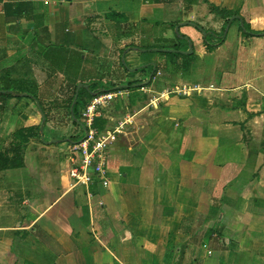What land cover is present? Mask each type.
Returning <instances> with one entry per match:
<instances>
[{
  "label": "crops",
  "instance_id": "1",
  "mask_svg": "<svg viewBox=\"0 0 264 264\" xmlns=\"http://www.w3.org/2000/svg\"><path fill=\"white\" fill-rule=\"evenodd\" d=\"M189 1L196 12L200 1ZM141 2L0 0V89L63 94L41 99L52 124L70 120L75 83L76 95L120 88L96 122L121 130L108 147L107 187L73 184L69 148L77 138L61 163L50 167L44 146L34 157L43 140L32 139L24 166L0 169V264H264V36L243 38L238 29L209 51L198 26L179 22L176 32L189 37L195 56L188 72L172 61L167 72L165 47L139 46L145 27L137 23L170 13L173 0ZM210 3L264 30V0H206L212 21ZM165 30L153 42L184 48ZM102 57L114 88L93 79L105 68ZM24 98L12 122L16 98L0 109L10 131L41 122Z\"/></svg>",
  "mask_w": 264,
  "mask_h": 264
},
{
  "label": "rangeland",
  "instance_id": "2",
  "mask_svg": "<svg viewBox=\"0 0 264 264\" xmlns=\"http://www.w3.org/2000/svg\"><path fill=\"white\" fill-rule=\"evenodd\" d=\"M143 1L144 0H142V2ZM199 1H200L201 4H197V5H199L200 7H197L198 9L196 8L197 10H196V12H194L193 8H195L196 4H194L193 2H191L189 0H173V2L170 5H168V11H170V13L167 12V14H168V15L166 14L167 18H166V15H165V13L163 11H161V12L156 11V13L153 14L152 16H150L148 18H145L144 23H142V22L137 23L138 27H140L141 25H144V27H145L144 35L141 38V40L144 41V42H142V44H139V46H141V47L142 46H145V47L149 46V47L152 48L153 45H155L156 46L155 48H161L162 49L163 47H165L166 52H171L170 50L174 49V47H173L174 43L173 42L175 40L172 41V40H167L166 39V41H164L162 39L159 42L155 43V42H153L152 36H154V34H157L160 30L164 31L165 29H167V33L169 31H171V32H169L170 35L173 38H176V34H175L176 33V29H175L176 26L174 27L173 24L177 23V22L193 21L194 23H197V24L201 25L202 27L204 26V28L206 27V29L215 30L217 32H220V30L222 28L223 19L220 18L219 16L218 17L216 16V14L218 12V10L216 8H220V7L219 6L216 7L215 4L210 3L212 5V9H213L212 11L214 12V10H215V12H214V20L210 21L211 19L210 20L208 19V15H207V12H206V6L204 5L206 0H197L196 3H199ZM134 2H135V0H134ZM149 2H150V0H146V3H149ZM220 9H222V8H220ZM231 18L234 19L235 17L233 16ZM159 19H160V21H159ZM165 21H166V24L164 25ZM149 22L152 25L151 29H147V23H149ZM159 22H161V23H159ZM157 23H159V25H160L159 27L157 26ZM239 27H240L239 20H234V22H232L229 25V27H228L227 38L231 39L234 36V33L239 29ZM193 29H195V28H193ZM195 31L200 33V31L197 30V29H195ZM161 35H162V33H161ZM167 38H169V37H167ZM175 44H176V41H175ZM108 47H110V46L108 45ZM198 47H200V46H198ZM99 50H100L99 51L100 53H103V54L105 53V48L104 47H99ZM142 51H143V49H142ZM107 52L110 53L111 52L110 49H108ZM148 52H147V54H148ZM149 53H151V54H162V53H160L158 51L149 52ZM100 63L102 64V66H105V68L103 70H99L98 72H94V73L99 74V77L98 78L93 77V79H97L98 83L100 81H102V85L107 86L109 89L114 88L112 82H110V80H109L110 79L109 75L112 74L111 69H109V67H110L109 61L106 60V58L102 57V58H100ZM121 63H122V65L125 68H127V69L129 68V67H126L124 61H122ZM232 63L229 64L230 67L233 66ZM173 67L174 66L169 63V66H166V69L168 70L167 72L172 71ZM130 68H132V67H130ZM140 68H143V67H140ZM151 70H155L154 65H151ZM129 73H131V72H129ZM151 73H152V71L150 72V74ZM187 74H189V73H187ZM131 77L132 76L130 75V77H128V78L130 79ZM148 78L150 79V75L148 76ZM13 79L14 78H11L9 75H8L7 78H4L5 81L8 80L10 83L13 82ZM129 79L127 81H129ZM61 80H62L61 78H57L56 77V83L58 85L60 83H62V82H60ZM127 81H125V82H127ZM86 84H88V83H86ZM123 85L129 86V87L133 86V85H130V83L129 84L128 83H124ZM78 86L79 85H77V88H78ZM83 89H85V88H83ZM119 89H116V91H118ZM0 91L1 92H5L6 90L4 88H2V89H0ZM62 95L63 94H57L56 92L50 93V94H39L38 93V96L40 97V99H43V100L45 98H50L51 99L52 97H54V98L62 97ZM0 97H1V95H0ZM3 97L6 98V96H3ZM41 97H43V98H41ZM23 102H26L24 97L16 98V99L13 100V103L15 105L16 104H18V105L17 106H13L14 109H12L10 111V112H12L14 114V117L12 119H10L11 122L15 120V118H16L15 114H17V112L20 111V109L23 110V108L25 106V103H23ZM31 104H32V107L34 109V112H37L38 109H39L40 111H38V112L42 116L43 113L41 112V109L39 108L38 103L37 104L31 103ZM79 110L80 109L78 108L76 114H77V116L79 118L80 117L82 118V114H80ZM0 117H2V116H0ZM0 120H3L2 125H0V130L3 129L2 131H0V136H2L0 138V143H2L4 145V144H8L7 142H9V140L11 139V135H12V133L14 131L13 130L10 131V129H13L15 126H13V128H11L12 127L11 124L5 125L4 123L7 120L5 118H3V117L0 118ZM48 120H50V119L48 118ZM53 122L54 123H52V124L46 123V125L44 126V137L45 138L43 139V141H41V145L39 143L36 144L37 145V147L35 149L36 150V154L34 155V157L35 156L37 157V155L39 157V155H41V152H42V146H44L43 150L46 152L44 158L48 159V162L50 163V167L52 166L53 163L56 165L57 163H61V162L64 161L65 153H66V151H68V148H69L68 143H69L70 137L73 136L74 138L81 139L86 134V130H85L84 126L80 123V120L77 121V122H74L73 120L70 119L69 121H67V123H62L59 120L58 121L56 120V121H53ZM6 130H8L9 132L6 131ZM47 143H48V145H47ZM49 145L50 146L60 145L63 148L60 151H58L57 154H53V152L57 151V150H51V151L46 150L45 147H47ZM26 150H27V148H26ZM26 150H25V152H26ZM34 161L35 160L33 158V166L37 165V164H34ZM53 180L54 181L58 180L57 172H56V175L53 178ZM205 249H206V252H208L209 250L214 251V255H216V253H217L214 248H208V247H206V248L202 247V249H201L202 252L205 251Z\"/></svg>",
  "mask_w": 264,
  "mask_h": 264
},
{
  "label": "trees",
  "instance_id": "3",
  "mask_svg": "<svg viewBox=\"0 0 264 264\" xmlns=\"http://www.w3.org/2000/svg\"><path fill=\"white\" fill-rule=\"evenodd\" d=\"M216 9L218 10L216 16L217 17L219 16L220 18L223 19L222 28L220 32H217L215 30L206 29L199 24L198 26L199 27L201 26V27L200 28L197 27L200 30V32L203 34L202 36L203 42L209 51H213L224 44L227 38L226 33L228 31V27L232 22H234V20H239L240 22L239 29H240V32L243 38L248 39V38L264 36V30L251 29L250 24L245 20V18L242 15H240L239 12L233 11L231 9H226V8H222V9L216 8ZM233 16H235L234 19L231 18ZM177 24H179V22L174 23L173 26H176ZM175 34L177 38L183 39L184 41H186V44L184 48H180L179 45L174 43L173 47L179 50H188L189 43L187 42V39H189V37L181 33L180 30H178ZM166 53L168 54V56H170L168 66H169V63L170 64L174 63L175 66L181 68L182 71H185V73L190 70L191 64L194 60L195 52H192L190 54L184 53L181 51H171V52H166ZM171 61L173 63H171ZM139 69H142V68H139ZM77 84L78 83H75L73 85V92L69 97L67 116L74 122H77L80 120V123L83 125V123L81 122V117L79 118L76 114L78 108L80 109L79 111L81 114L82 111L86 108L87 104L92 100L94 96L99 95L101 93L108 92L110 90L102 89V90L94 91L91 88L90 90L81 88L76 97ZM3 88L6 90L5 92L0 93L1 95L0 101L2 102V105H0V109L3 112L5 111L6 104L8 103L7 101L11 100L12 98L28 97L32 100V103L34 104L38 103L39 108L41 109V112L43 113L41 122L39 124L26 125V126H22L18 128L12 133L11 139L9 140V142H7L8 144L3 145L2 150L0 152V169L6 170L9 168L21 167L25 165V150L28 144L30 143L32 139L43 140L45 138L44 137V126L46 125V123H48L49 120H48V114H47L46 108L44 107L40 97L35 92L29 91L28 89H25L24 87L17 88L14 85L13 86L6 85ZM3 96H6L7 99L4 98ZM38 111L40 110L38 109ZM0 121L3 122V120H0ZM95 125L96 127H98L97 122H95ZM2 130L3 129H1L0 131ZM70 139L73 140L74 137L72 136L70 137Z\"/></svg>",
  "mask_w": 264,
  "mask_h": 264
},
{
  "label": "built area",
  "instance_id": "4",
  "mask_svg": "<svg viewBox=\"0 0 264 264\" xmlns=\"http://www.w3.org/2000/svg\"><path fill=\"white\" fill-rule=\"evenodd\" d=\"M118 92L108 91L92 98L82 112L81 122L86 130L83 138L70 144L71 161L70 176L73 184L88 186L100 180L107 187L108 178V147L116 138L120 129L104 131L96 127L95 122L100 112L108 107Z\"/></svg>",
  "mask_w": 264,
  "mask_h": 264
},
{
  "label": "water",
  "instance_id": "5",
  "mask_svg": "<svg viewBox=\"0 0 264 264\" xmlns=\"http://www.w3.org/2000/svg\"><path fill=\"white\" fill-rule=\"evenodd\" d=\"M235 17V16H234ZM184 24H188V23H192L194 26H198L196 23H194V22H183ZM182 24V23H181ZM198 28H200L199 26H198ZM163 50H166V49H163ZM170 51H176V49H171ZM185 53H188V54H190V53H192L193 52V50H192V48L190 47L187 51H184ZM77 95H78V93H77ZM77 95H76V97H77Z\"/></svg>",
  "mask_w": 264,
  "mask_h": 264
}]
</instances>
